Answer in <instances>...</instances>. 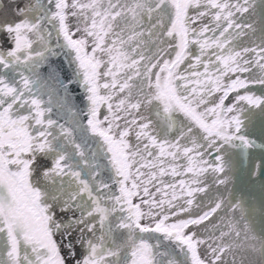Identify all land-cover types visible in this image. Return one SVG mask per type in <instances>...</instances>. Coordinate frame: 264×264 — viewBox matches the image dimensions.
Returning <instances> with one entry per match:
<instances>
[{
    "label": "snow or ice",
    "instance_id": "6c2138e0",
    "mask_svg": "<svg viewBox=\"0 0 264 264\" xmlns=\"http://www.w3.org/2000/svg\"><path fill=\"white\" fill-rule=\"evenodd\" d=\"M10 9L0 264H264V230L229 187L259 148L247 182L264 190V0ZM63 53L73 74L50 87L39 69Z\"/></svg>",
    "mask_w": 264,
    "mask_h": 264
},
{
    "label": "flooded vegetation",
    "instance_id": "af4514ba",
    "mask_svg": "<svg viewBox=\"0 0 264 264\" xmlns=\"http://www.w3.org/2000/svg\"><path fill=\"white\" fill-rule=\"evenodd\" d=\"M256 91L257 94H259V88H257ZM259 137L260 125L259 122H257L256 136L254 138L257 139L258 144L264 143V139H261ZM253 152L254 155L250 156L248 159H245L242 165L237 163L234 184L229 185V187L238 196L244 197L246 206L249 209L253 227L254 229L259 228V231L261 232V230L264 229V222H259V220H264L263 218H260L264 216V190L261 189V186L258 182L255 185L247 182V169L252 166V161L259 163V156L261 155V152H257V150H253Z\"/></svg>",
    "mask_w": 264,
    "mask_h": 264
},
{
    "label": "water",
    "instance_id": "95a60500",
    "mask_svg": "<svg viewBox=\"0 0 264 264\" xmlns=\"http://www.w3.org/2000/svg\"><path fill=\"white\" fill-rule=\"evenodd\" d=\"M10 4L11 0H0V16L4 13L10 12ZM59 51V50H58ZM53 70H55L53 72ZM74 66L69 65V60L66 59V53L59 55L58 57H52L48 60V62L39 69V73L41 75V79L46 81L49 86H53L54 80L53 77L55 75L61 76L63 79L68 80L73 74ZM73 93H79V89L76 85H72ZM47 95L43 97V99L47 100ZM55 100V97H54ZM77 104L80 103V96L77 95ZM57 109L54 108V112Z\"/></svg>",
    "mask_w": 264,
    "mask_h": 264
},
{
    "label": "rangeland",
    "instance_id": "374dc122",
    "mask_svg": "<svg viewBox=\"0 0 264 264\" xmlns=\"http://www.w3.org/2000/svg\"><path fill=\"white\" fill-rule=\"evenodd\" d=\"M255 150H257V152H262V150L259 149V148L255 149ZM253 195H255V194H253ZM260 218H263L264 219V216L263 217H260ZM259 222H264V220L262 221V219H260ZM257 224H259V223H257ZM262 230H264V229H262ZM255 232L259 234V232H260L259 231V228L258 229H255Z\"/></svg>",
    "mask_w": 264,
    "mask_h": 264
}]
</instances>
